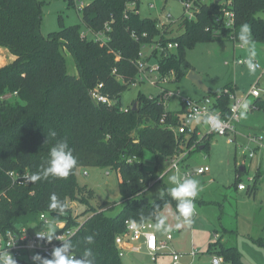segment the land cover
<instances>
[{
	"label": "trees",
	"instance_id": "16d2710c",
	"mask_svg": "<svg viewBox=\"0 0 264 264\" xmlns=\"http://www.w3.org/2000/svg\"><path fill=\"white\" fill-rule=\"evenodd\" d=\"M39 1L0 0V47L14 57L12 63L0 67V96L17 93L13 99L0 101V191L4 192L0 231L30 228L28 221L20 224L27 214L35 215L33 224L39 222L41 214L52 220L58 216L56 223H64V229L56 230L57 233L79 227L70 238L74 256L91 248L95 264H122L114 239L125 231V222L156 223L166 204L177 209V201L166 188L155 202L144 200L149 185L162 174L160 159L168 160L196 140L193 134L178 139L167 128L179 124L180 113L167 111L158 96L150 99L139 92L127 106L128 111H122V94L131 89L129 84L138 77V53L146 46L159 44L166 48L168 43H177L178 49L153 53L151 57L159 65L162 77L173 72L172 83H179L193 69L183 56L185 46L220 39L240 43L238 34L244 23L251 26L253 43H264V19L259 17L264 13V0H197L194 20L180 17L170 24H161L158 18H141L139 0H93L81 10V22L85 31L93 32L102 31L108 24L110 42L106 45L95 43L90 37L82 39L78 26L62 27L44 38L40 33ZM224 9L234 13L232 30L217 23ZM173 26L181 31L177 37L172 35ZM66 54L74 61L76 75L67 72ZM98 84L103 85L102 92L114 101L113 105H99L91 100L89 91ZM224 90L214 94L212 109L227 118L229 95L234 90ZM255 107L264 111L259 99ZM162 118L164 125L160 124ZM49 130H55L56 137H48ZM58 140H66L77 158L78 164L70 175L35 182L28 179L24 186H13L7 174L27 172L30 177L41 172L50 148ZM146 152L155 155L156 167L152 171L143 166ZM132 158L136 161L128 165L127 160ZM83 167L116 173L119 205L104 201L93 208L88 200L78 197L81 188L74 175ZM53 193L65 206L62 214L49 207ZM72 202L86 205L82 214L88 216L81 223L69 207ZM117 206L119 212L110 216ZM89 235L94 238L92 245L85 240ZM256 243L264 246V241ZM218 245L219 242L211 245L209 251ZM214 253L228 264H242L236 247L219 245Z\"/></svg>",
	"mask_w": 264,
	"mask_h": 264
},
{
	"label": "rangeland",
	"instance_id": "374dc122",
	"mask_svg": "<svg viewBox=\"0 0 264 264\" xmlns=\"http://www.w3.org/2000/svg\"><path fill=\"white\" fill-rule=\"evenodd\" d=\"M79 1L87 6L93 0ZM39 2L40 33L44 38H48L50 34L62 27L78 26L82 33L85 32L81 14L73 6L72 0H40ZM150 5L155 8L150 9ZM138 13L141 18H158L161 24H170L181 17L182 6L178 0H139ZM167 16L172 19H168ZM259 17L264 19V13L259 14ZM180 33L181 31H176L173 26V37H177ZM253 44L257 51L256 62L263 70V74L261 71L249 73L246 66L233 67V61H244L248 53L241 43L230 39L203 41L192 47L185 46L183 56L191 64L194 72L202 78V84L207 88L211 99L221 89L233 90L232 85L236 86L235 96L242 98L248 94L252 86L264 91V43L254 42ZM149 52V48H145L142 51L143 57H147ZM65 62L67 72L76 75L75 64L69 54L65 55ZM149 64H156L154 58L149 61ZM153 78L151 76L149 80ZM165 89L173 92L171 99L165 104L167 111L179 110L181 99L192 98L193 100L202 96L200 90L186 78H182L179 83L167 84ZM139 92L145 96L158 94L155 87L144 82L122 94V106H130L137 99ZM259 101L264 104V95ZM249 102L254 103L256 99L250 97ZM236 125L237 135L232 144H227L228 136H212L210 140L206 165L211 169L210 177L213 178V183L209 184L205 181L206 177L196 178L201 189L196 199L201 198L202 201L195 204L194 226L184 223L181 218L178 220V212L172 204L168 203L164 206L161 217L165 218V227L157 231L171 233L174 238L169 250L165 251L166 254L156 264H172L173 254L181 257L178 264H208L210 262L208 248L210 243L212 246L215 243L214 234L220 236L224 244L229 241L236 245L241 254L242 264H264V248L257 247L252 242L260 236L264 237V148L246 141L247 137H258L262 138L264 145V111L251 105L247 110L246 118H241L239 113ZM250 153L253 154L251 160L248 158ZM193 154L195 156L200 153ZM160 161V171L166 174L169 164L162 159ZM243 162H245L246 173L237 178L235 171ZM155 163V155L146 152L144 168L154 169ZM259 174L261 178H258ZM169 176L171 175L167 174L164 184L155 183L147 189L144 193L146 202H155L162 197L165 188L172 187L168 182ZM74 177L81 188L78 189V197L88 200L91 207L96 208L104 201L119 205L118 178L113 170L83 167L75 171ZM254 180L258 181L254 196H248L245 192H235V184L242 183L252 188ZM69 207L74 216H78L79 223L87 218V214H82L86 210L85 204L72 202ZM118 212L117 206L116 210L110 212V216H115ZM35 219V215L27 214L20 224L28 221L31 230L37 231L42 230V226L52 221L49 217L47 223L39 221L33 224L32 221ZM178 224L181 226L177 227ZM194 252L195 256L192 257L191 254ZM219 258L222 260L221 257ZM162 260L163 263H161ZM132 261L134 264H155L145 257H138ZM28 264H33V261H29ZM222 264L228 263L222 260Z\"/></svg>",
	"mask_w": 264,
	"mask_h": 264
},
{
	"label": "built area",
	"instance_id": "2783aa9c",
	"mask_svg": "<svg viewBox=\"0 0 264 264\" xmlns=\"http://www.w3.org/2000/svg\"><path fill=\"white\" fill-rule=\"evenodd\" d=\"M197 0H179L182 6V15L183 19L187 21L194 20L196 17V13H198V8L196 7ZM73 6L76 10L80 13L83 9L84 5L79 0H72ZM133 5H130V8H133ZM155 7L150 5V9H154ZM168 19H172L170 16H167ZM176 21H174L175 23ZM223 23V27L232 30L234 28L235 23V16L234 13L228 9L223 10V16L217 23ZM110 28L108 24L105 25L104 29L100 32H93L90 30H86L85 32L81 33V38L85 39L86 37H90L91 40L95 43H99L102 45H106L110 42L109 37ZM149 48L150 52L147 57H143L142 51L145 48ZM178 49L177 43H168L166 48L162 47L161 45H153V46H146L143 47L142 50L138 53V60L136 61V70L138 77L134 83L129 84L132 87H136L144 82L150 84L151 86L155 87L158 90V98L164 104L169 101L173 95V92L165 89L167 84H171L174 81V73L170 72L168 76L162 77L160 75L159 65L156 63L155 65H150L147 59L152 58L153 53H162L165 51H174ZM152 56V57H151ZM149 57V58H148ZM236 66H243L242 60H236L234 62ZM260 69V66L257 70ZM115 73V70L114 72ZM153 76V80H149V78ZM103 85L98 84L93 89L89 91V96L91 100L99 105H106L111 106L114 104V101L109 98V96L103 94L102 92ZM227 92V91H224ZM264 95V91L258 90L256 87L252 86L249 90L247 96L245 98H237L235 94H230L229 98L231 101L229 116L227 118H222L220 115L214 111L213 104L214 99L210 97L203 98L202 100L196 101L192 100L191 98H184L181 99L182 111L180 116H178L179 124L177 126H169L167 127L176 138H180L182 135H195L196 140L194 141L193 145L190 148H184L183 151L176 153L174 156L169 158L167 161L169 162V168L167 173L177 174L179 177L183 178H194L198 176H203L210 172V168L208 166L197 167L194 169H187L185 168L184 162L187 156L193 151L196 150L200 145H202V133L200 130L197 129L195 122H189V117L192 116L196 111H200L202 116L205 114H212L216 115L222 120L224 123L221 125L219 129H213L209 123H205L203 120L201 123V127L206 128L207 135L212 136H220L226 137L230 135L236 134V124L239 119V113L241 112V106L246 103V99L253 97L256 100H260L261 97ZM17 96V93L13 94H5L0 96V101H7L13 99ZM150 99H153L154 96L149 95ZM250 108V107H248ZM123 112H127L128 109L125 107ZM165 120L162 118L160 120V124L164 125ZM250 143L254 144L257 147H263V140L262 138L258 137H248ZM229 142H233L229 140ZM253 154L250 153L249 157H252ZM136 161V158L128 159L127 164L132 165ZM166 173V174H167ZM166 174L162 173L159 175L150 185L155 183H161L163 178ZM8 177L11 179L13 186H24L29 179V174L27 172L19 173V172H10L7 174ZM108 175V173H107ZM251 182V180H250ZM237 189L239 191H244L246 189L245 185L242 183L237 184ZM4 195L3 191H0V201L2 200ZM194 211L193 214L194 215ZM183 219V218H182ZM39 221L42 223H47L48 219L45 214H41L39 216ZM130 221L127 220L125 222V231L122 234H119L114 239L115 249L119 258L124 256L123 246L128 243H134L140 239H144V245L146 252L150 256L152 262L156 260V254L159 251H162L166 248L167 240H171L172 236L167 235L165 241H159L156 237L154 232V224L152 222H137L139 225L138 228H133L130 224ZM55 229L61 231L64 229V223H55ZM79 227L73 229H66L60 233H57L58 240L70 239L77 231ZM41 230L32 231L31 228L20 227L17 231H0V250H3L7 247H10L12 240L14 239L15 242L13 246L7 251L15 258L17 264H28L29 261H32V257L36 254H39L42 258H51V253L55 247H59L61 242L58 240H53L48 242L43 239H39L37 237V233ZM11 233V236H9ZM214 239H218V235H214ZM192 257L195 256V252L191 254ZM179 255L173 254L172 257V264H178L179 262ZM222 260L219 257H212L211 264H221Z\"/></svg>",
	"mask_w": 264,
	"mask_h": 264
},
{
	"label": "clouds",
	"instance_id": "9594fccd",
	"mask_svg": "<svg viewBox=\"0 0 264 264\" xmlns=\"http://www.w3.org/2000/svg\"><path fill=\"white\" fill-rule=\"evenodd\" d=\"M238 39L241 45L247 50V58L242 61L246 66L249 73H255L259 65L255 62L257 57V51L254 47L251 33V26L248 23H244L240 26ZM240 116L241 118L247 117L248 105L244 103L241 106ZM209 123L213 129H219L224 123L216 115L205 114L202 116L200 111H196L189 117V122H195L196 124L201 121ZM55 130H49L48 137H56ZM77 158L73 155L72 149L66 140H58L50 148L48 159L46 160V166L43 167L39 173H34L29 177L32 182L39 181L41 179H47L49 177L64 179L67 178L72 170L77 166ZM168 182L172 187L168 189V194L177 201V219L183 218V222L190 224V217L195 209L194 200L198 196L199 182L194 178H181L177 174H173L168 177ZM49 207L57 211L58 214H62L65 211V206L62 201L59 200L56 194L50 196ZM58 216L53 218L46 226H42V230L37 233L39 239L51 242L57 239V232L55 229V223ZM133 228H138L139 225L136 221H130ZM181 225H177L180 227ZM154 227L159 230L165 227V218L158 217ZM11 236V233H9ZM86 243L92 245L94 243L93 236L89 235L85 237ZM61 242L59 247H55L51 253V258H42L39 254L32 257L33 264H95V257L91 248H86L79 257L73 255L74 245L71 239L58 240ZM13 239L10 247L0 250V264H17L15 258L7 251L14 244Z\"/></svg>",
	"mask_w": 264,
	"mask_h": 264
},
{
	"label": "crops",
	"instance_id": "0c3cea01",
	"mask_svg": "<svg viewBox=\"0 0 264 264\" xmlns=\"http://www.w3.org/2000/svg\"><path fill=\"white\" fill-rule=\"evenodd\" d=\"M239 48H241V47H239ZM2 56H4V58H2ZM13 60H14V57L12 55H10L9 52L6 49L0 47V67H3L5 65H8V64L12 63ZM235 61H233L232 65H233V67L238 68V66L234 65V62ZM227 65H229V64H227ZM243 66H245V65H243ZM262 68H263V66H262ZM191 71H194V69H192ZM257 71L258 72L261 71V74H263V70L261 68L259 70H256V72ZM232 87H233L234 94H235L236 86L235 85H232ZM200 92L202 93V96L200 98H198V99H193V100L199 101V100H202L203 98H206L207 97L206 95H210L209 92H207V93L202 92V91H200ZM245 97H242V98H245ZM249 99L250 98H247L246 99V103H247L248 107H251V105L255 106V102L254 103L253 102H249ZM181 111H182V105H181V100H180V109L179 110H175V111H171V112H177L179 114V113H181ZM195 125L197 126V129L201 131V133H202V139L203 140H201L202 141V145H200V147L197 148L196 150H193L187 156V158L185 159V162H184V165L183 166L185 168H187V169H194V168H197V167L207 166L206 165V162H207V160L209 158L208 150H209V147H210V140L212 138V135H207L206 128L204 126L201 127L200 124H195ZM236 135H237V125H236V134L230 135L228 137L226 136L228 138L227 139V144H232L235 141V139H236ZM229 140H232L233 142L230 143ZM246 141L249 142L248 137L246 138ZM196 152H199L200 154H197V155L193 156L194 155L193 153H196ZM248 158H249V160H251L253 158V156L252 157H249V155H248ZM143 161H144V159H143ZM166 162L169 163L167 160H166ZM155 167H156V163H155ZM155 167H154V169H155ZM240 168L243 169L242 172L239 171ZM154 169H150L148 171H152ZM235 172H236L237 178H240V176L242 174L246 173L245 162H243L242 164H240L239 167L236 169ZM162 173H164V172H162ZM167 174L168 175L169 174L172 175V173H167ZM167 174H166V176L162 180V183L163 184H164L165 178L167 177ZM210 174H211V169H210V172L209 173H207V174H205L203 176L194 177V179H196V178H205L206 177V180L205 181H207L209 184H211V183H213V178L210 177ZM258 178H261V175L260 174L258 175ZM239 180H241V179H239ZM251 182H252V180H251ZM257 182L258 181H255V180L253 181L254 184H253V187L252 188L250 186L249 187H246L245 186L246 189L244 191H239L237 189V184H235L234 190H235V192H239V193L245 192L248 196H254L256 194V190H257L256 187H255L256 184H257ZM201 201H202L201 198H198V199L195 198L194 204H196L197 202L199 203ZM162 210H161V212H162ZM161 212H160V217H161ZM195 218H196V214L191 215V217H190V221H191L190 226L191 227L194 226ZM181 220L183 221L182 218H181ZM149 222H152V221H149ZM153 224L155 225V223H153ZM154 232H155L156 237H157V239L159 241H165L167 235H171L172 236L171 240H167V242H166V248L164 250H162V251H159L156 254V260H155V262H152L150 256L146 252L145 245H144V239H140V240H138V241H136L134 243H128V244H125L123 246L124 256L121 258V261L123 259L125 261L124 262L122 261V264H132V263L134 264V262L132 260L135 259V258H138V257H145L146 259H149L150 262L155 263V264L157 263L158 260H161V258L166 254L165 251L169 250V247L171 245L170 243L173 241V238L174 237H173V235L171 233H162V232L159 233L155 227H154ZM257 241H262L263 242L264 241V237L263 236H260V237L254 239L252 241L257 247L264 248V246H260L258 243H256ZM216 242H219V245L220 246H224V247H230V246L232 247L233 246V247H236L235 244H232L229 241L228 242H225V244L223 242H221V237L220 236H218V239L215 240V243L214 244H216ZM219 245L216 247L217 249H219ZM210 246H211V243L209 244V248H208V252H209V255H210V262L208 264H211L212 257H221V256H219V255H217V254L214 253L215 251H217V249H215V250L212 249V250L209 251ZM172 257H173V255H172ZM172 257H171V263H172ZM180 258H179V261H180ZM222 260H223V258H222ZM161 263H163V260H162Z\"/></svg>",
	"mask_w": 264,
	"mask_h": 264
},
{
	"label": "water",
	"instance_id": "95a60500",
	"mask_svg": "<svg viewBox=\"0 0 264 264\" xmlns=\"http://www.w3.org/2000/svg\"><path fill=\"white\" fill-rule=\"evenodd\" d=\"M186 79L188 81H190L195 86V88H197L198 90H200L202 92H205V93L208 92L206 87H204L203 84H202V78L200 76H198L194 71H189V73L186 76ZM132 108H133V110H135L136 109V105H133ZM239 171L242 172L243 169L240 168Z\"/></svg>",
	"mask_w": 264,
	"mask_h": 264
}]
</instances>
